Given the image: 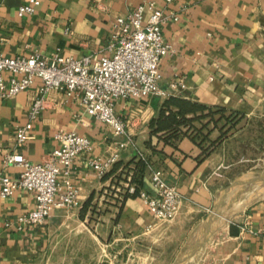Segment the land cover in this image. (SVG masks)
Returning <instances> with one entry per match:
<instances>
[{
    "label": "crops",
    "instance_id": "obj_1",
    "mask_svg": "<svg viewBox=\"0 0 264 264\" xmlns=\"http://www.w3.org/2000/svg\"><path fill=\"white\" fill-rule=\"evenodd\" d=\"M25 1L0 0V53L4 56L38 53L49 57L59 52L98 59L108 54L105 48L115 18L146 1L176 16L162 26L163 39L174 52L160 62L158 86L168 96L115 103V113L126 122L133 145L120 152L115 173L103 178L95 175L89 162L111 154L123 138L86 115L77 101L64 93L49 94L46 109L32 124V138L17 146L15 130L27 122L35 90L0 99V171L10 178L18 169H3L4 155L17 153L33 163L44 162L59 145L54 138L59 131L77 133L91 143L90 151L74 161L70 182L78 196L72 209L57 210L43 225L19 232L14 220L33 208V194L17 191L0 198V264H37L57 231L72 218L85 221L90 209L104 211L96 225L107 235L118 232L131 239L145 235L152 244L175 247V251L187 249L199 230L210 231L190 258L193 264H264V198L218 224L236 202L234 195L254 183L253 176L242 171L243 164L250 162L249 142L255 138L264 146V0H173L170 4L163 0H39L33 15L18 17ZM172 83L184 87L172 91ZM169 97L196 103L233 121L219 119L216 113L178 131L154 133L149 123ZM136 152L182 196L172 220H155L137 193L123 196L122 201L108 193L114 178H133L131 161ZM235 180L242 182L234 184ZM132 182L137 190L154 194L146 168ZM90 198L80 220L79 212ZM7 222L11 225L6 226ZM242 227L246 231L241 232Z\"/></svg>",
    "mask_w": 264,
    "mask_h": 264
},
{
    "label": "built area",
    "instance_id": "obj_2",
    "mask_svg": "<svg viewBox=\"0 0 264 264\" xmlns=\"http://www.w3.org/2000/svg\"><path fill=\"white\" fill-rule=\"evenodd\" d=\"M163 1L170 4L173 0ZM39 3V0H26L18 8L17 16L33 15ZM169 20L175 21L176 16L164 7H157L153 2L140 3L125 16L115 18L105 48L108 54L94 60L91 56L74 58L59 52L49 57L38 53L7 57L0 53V99L35 90L27 122L15 130L16 145L21 146L32 138V124L46 109L49 94L64 93L77 101L86 115L103 124L114 136L123 138L111 154L89 162L97 177H105L118 161L120 152L133 145L126 122L115 113V103L168 96L159 88L158 82L161 60L174 52L162 36V26ZM36 80L38 84H35ZM169 87L175 91L184 86L172 83ZM54 138L59 145L44 162L33 163L17 153L6 154L2 159L3 169L14 167L18 172L10 178L0 171V198H9L17 191L33 194V208L14 220L19 232L43 225L55 211L70 210L77 204L78 189L70 182V176L74 161L80 154L90 151L91 143L74 132L59 131ZM136 157L145 164L154 194L137 190L130 175L124 176L123 181L114 178L109 192L121 201L123 196L137 192V197L155 220H172L179 211L182 196L166 184L161 171L153 169L141 152H136ZM9 225L7 222L6 226ZM244 231L246 228L242 227L241 232Z\"/></svg>",
    "mask_w": 264,
    "mask_h": 264
},
{
    "label": "rangeland",
    "instance_id": "obj_3",
    "mask_svg": "<svg viewBox=\"0 0 264 264\" xmlns=\"http://www.w3.org/2000/svg\"><path fill=\"white\" fill-rule=\"evenodd\" d=\"M262 142L264 144V140ZM249 143L250 146L248 147L247 157L250 162L245 163V165L243 164L242 171L249 176H264V146L262 148V145H260L261 141L255 138ZM236 181L238 180H235L234 184ZM260 188L261 184L259 182L245 185V189H242L243 192L241 194L234 195L233 199L236 202L230 205L229 209L238 206L242 200L247 199L249 196L255 195ZM108 197H111V195ZM263 198L264 197L258 199ZM89 212L91 214L86 216L85 221L82 220V222L79 223L76 218H72V222H68L65 226H62L57 231L55 237L51 239L49 248H47L36 263L173 264L190 246L187 245V249L184 248L181 251L177 249L175 251V247L169 249L168 245L152 244L145 235L135 239H131L128 235L117 234L118 232H110V234L107 235L106 230L101 231L96 225L98 223V218L104 211L102 212V210H100L96 212L90 209ZM220 217H222V215ZM232 217L233 216H231L230 219ZM188 264H193L192 259H190Z\"/></svg>",
    "mask_w": 264,
    "mask_h": 264
},
{
    "label": "trees",
    "instance_id": "obj_4",
    "mask_svg": "<svg viewBox=\"0 0 264 264\" xmlns=\"http://www.w3.org/2000/svg\"><path fill=\"white\" fill-rule=\"evenodd\" d=\"M171 108H175L176 110L172 111ZM206 110L207 109L205 107L198 105L196 103L187 102L184 100L177 99L175 97H169L165 99L164 102L162 103V106L160 108V111L158 112V115L150 121L149 128L154 133H159L165 130L171 131L172 129L174 131H178L176 128H179L181 126H190V124L195 120L204 119L207 116H212L213 114L220 113V112L213 113L210 110H207V114L204 115L203 112ZM197 112H200L201 115L195 116ZM188 114H193L194 117L186 118V115ZM219 119H224L226 122H229V123L233 121L232 119L230 120V116L225 117L221 113H220ZM211 120L213 121L212 117H211ZM131 164L133 165L132 167L133 178H131V181H133L135 176L137 177V176L142 175L144 168H145V164L141 160L137 159L136 156L131 161ZM117 167L118 165L115 163L112 169L110 170V172L106 174V176L115 173V171L117 170ZM135 194H133L132 196H134ZM90 202H91V198L88 200L87 203H85L82 206L79 212L80 219L84 218L86 211L88 210Z\"/></svg>",
    "mask_w": 264,
    "mask_h": 264
},
{
    "label": "water",
    "instance_id": "obj_5",
    "mask_svg": "<svg viewBox=\"0 0 264 264\" xmlns=\"http://www.w3.org/2000/svg\"><path fill=\"white\" fill-rule=\"evenodd\" d=\"M250 181L261 182L264 184V176L254 175ZM240 182L242 181H239L238 183ZM209 233L210 231L204 233L202 230H199L194 239L192 240L188 249L173 264H185L192 257V255L202 246L206 238L209 236Z\"/></svg>",
    "mask_w": 264,
    "mask_h": 264
},
{
    "label": "bare ground",
    "instance_id": "obj_6",
    "mask_svg": "<svg viewBox=\"0 0 264 264\" xmlns=\"http://www.w3.org/2000/svg\"><path fill=\"white\" fill-rule=\"evenodd\" d=\"M261 184V188L256 192L255 195L249 196L247 199L242 200L241 203L238 204V206L228 209L224 215H222L221 220H219L218 224L222 225L230 221V217L233 216V214L242 211L246 208L248 204H250L252 201L264 197V184L259 182Z\"/></svg>",
    "mask_w": 264,
    "mask_h": 264
}]
</instances>
